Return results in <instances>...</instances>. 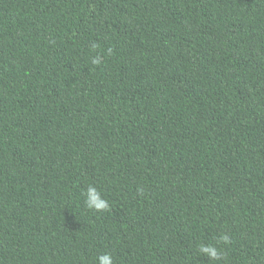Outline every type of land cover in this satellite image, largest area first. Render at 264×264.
<instances>
[{
	"label": "trees",
	"instance_id": "16d2710c",
	"mask_svg": "<svg viewBox=\"0 0 264 264\" xmlns=\"http://www.w3.org/2000/svg\"><path fill=\"white\" fill-rule=\"evenodd\" d=\"M105 252L264 264V0H0V264Z\"/></svg>",
	"mask_w": 264,
	"mask_h": 264
},
{
	"label": "clouds",
	"instance_id": "9594fccd",
	"mask_svg": "<svg viewBox=\"0 0 264 264\" xmlns=\"http://www.w3.org/2000/svg\"><path fill=\"white\" fill-rule=\"evenodd\" d=\"M93 52L96 51L98 45L95 42L90 44ZM107 54H112V49L107 50ZM103 55L97 53L91 57V63L93 65H100L103 63ZM84 203L85 205L94 211L100 212L107 210L110 205L109 202L104 198L101 191L95 185H89L84 193ZM220 240L224 243H230V236L227 233H222ZM199 252L207 256L209 259L214 261H220L224 259V253L213 244H200ZM98 264H114L113 256L110 252L102 253L97 258Z\"/></svg>",
	"mask_w": 264,
	"mask_h": 264
}]
</instances>
